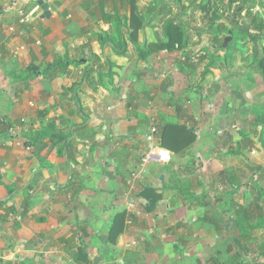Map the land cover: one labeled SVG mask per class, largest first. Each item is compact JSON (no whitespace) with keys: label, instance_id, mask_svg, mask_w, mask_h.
Masks as SVG:
<instances>
[{"label":"crops","instance_id":"0c3cea01","mask_svg":"<svg viewBox=\"0 0 264 264\" xmlns=\"http://www.w3.org/2000/svg\"><path fill=\"white\" fill-rule=\"evenodd\" d=\"M12 1L0 0V14ZM133 1L43 0L45 16L28 0L2 15L0 264H223L200 258L204 250L160 247V237L140 227L148 218L173 222L161 209L182 207L178 184L188 180L183 165L196 138L178 153L161 147L159 134L152 148L144 142L149 125L187 127L191 118L185 92L166 99L154 79L165 61L157 52L166 51L151 36L159 21L151 13L141 26L149 11L140 14ZM130 15H140L142 37L134 40L124 22ZM131 77L130 88H111V79ZM139 141L145 182L127 196L121 181Z\"/></svg>","mask_w":264,"mask_h":264},{"label":"rangeland","instance_id":"374dc122","mask_svg":"<svg viewBox=\"0 0 264 264\" xmlns=\"http://www.w3.org/2000/svg\"><path fill=\"white\" fill-rule=\"evenodd\" d=\"M133 6L140 14L149 11L141 17V26L151 13L159 21L151 36L158 35L157 49L167 52H157L165 61L161 58L160 71L153 68L152 74L161 81L166 99L185 92L191 118L187 127L196 138L183 165L188 180L178 184L180 195L176 197L182 207L161 209L174 213L173 222L154 223L148 218L141 229L157 234L160 247L207 251L199 256L206 262L216 258L225 264L235 255L237 261L232 264H264V228L251 230L240 213L241 206L256 198L251 183L264 187V73L254 69V54L262 52L264 34L262 30L255 35L254 26L264 25V0H142L138 5L134 0ZM135 16L130 15L138 23L140 15ZM130 17L124 22L130 24ZM168 23L172 24L170 30L180 28L185 48L165 47ZM126 27L129 29L128 24ZM216 40L223 48L231 45L232 51L219 49ZM139 51L131 47L129 54L140 56ZM36 66L31 63L28 69ZM133 78L111 79V88L128 89L135 83ZM135 145L137 157L121 181L127 196L145 182L140 177L144 162L139 149L144 144L139 141ZM241 185L248 188L244 199L239 198ZM169 196V201L176 203L174 196ZM262 201L264 196L257 204L263 206Z\"/></svg>","mask_w":264,"mask_h":264},{"label":"trees","instance_id":"16d2710c","mask_svg":"<svg viewBox=\"0 0 264 264\" xmlns=\"http://www.w3.org/2000/svg\"><path fill=\"white\" fill-rule=\"evenodd\" d=\"M230 2H234L235 0H229ZM172 23V22H171ZM171 23H168V26H166V37L168 38V43L165 45L167 49H172L174 47H177V49H182L185 48L183 44H181V39H182V32H180V28L178 27H172L171 30L169 27L172 25ZM129 29L127 31V35L130 39H135L136 33L138 31V25L135 20L130 17V25ZM255 35H260L262 33V30H264V25L260 23V26L256 28ZM169 29V31H168ZM263 39V47H262V52L261 54L258 52H255L254 54V59H255V64H254V69L257 72L264 73V34L261 35ZM217 44V47L219 49L225 50L227 53L232 51V46L229 45L226 48H223L221 44L216 40L215 41ZM219 44V46H218ZM187 59V58H185ZM183 66V65H182ZM181 67V64H180ZM50 71H54L56 69V66L52 65L50 66ZM29 73L35 74L38 71L37 67H32V69L29 68ZM158 134H159V139H160V146L173 152V153H178L179 151H184L190 146V144L195 140V137L193 136L192 132L190 129H188L186 126H178L173 123L167 122H161V125L158 129ZM264 140V139H263ZM264 144V141H263ZM251 185L252 187L255 186V196L256 198L249 202L247 206H241L240 207V213L244 215V217L248 220L249 225L251 226V230H256L258 228H264V201H262V205H258L259 199H261L262 196H264V187H262L260 184H258L256 181L252 182ZM244 187L241 185L238 189L239 191L243 190L240 193L239 198H246V193L247 189H243ZM148 193H152L151 190L147 189ZM246 233V232H245ZM248 235V233H246ZM233 259L231 261L236 262V256L232 255L231 256ZM231 261H227L225 264H232ZM237 264V263H236Z\"/></svg>","mask_w":264,"mask_h":264},{"label":"built area","instance_id":"2783aa9c","mask_svg":"<svg viewBox=\"0 0 264 264\" xmlns=\"http://www.w3.org/2000/svg\"><path fill=\"white\" fill-rule=\"evenodd\" d=\"M28 0H13L11 3V5L10 6H8V7H6V8H4L3 10H2V12H1V14H0V20H1V17H2V15L3 14H6L9 10H10V8H13L15 5H16V3L17 2H20V3H26ZM20 16H21V12H20ZM24 21H26V19H22L21 20V22H24ZM11 31H12V29H11ZM157 135H158V128H157V126L156 125H154V124H151V125H149V129H148V132L145 134V136H144V142L150 147V148H152L153 147V145H155L154 143L156 142V140H157ZM28 149V148H27ZM144 157H143V159H142V161L145 163L146 162V158H147V155L145 154V155H143ZM130 203H129V208L130 209H134V207H135V198H131L130 199V201H129Z\"/></svg>","mask_w":264,"mask_h":264},{"label":"water","instance_id":"95a60500","mask_svg":"<svg viewBox=\"0 0 264 264\" xmlns=\"http://www.w3.org/2000/svg\"><path fill=\"white\" fill-rule=\"evenodd\" d=\"M36 1V3L41 7V9L44 11V15L45 16H48L49 15V12H48V5L47 4H44L43 0H34ZM226 43L224 42V45Z\"/></svg>","mask_w":264,"mask_h":264}]
</instances>
